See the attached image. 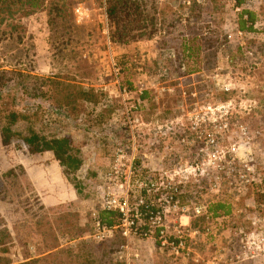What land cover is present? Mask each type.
Here are the masks:
<instances>
[{"label":"rangeland","instance_id":"obj_1","mask_svg":"<svg viewBox=\"0 0 264 264\" xmlns=\"http://www.w3.org/2000/svg\"><path fill=\"white\" fill-rule=\"evenodd\" d=\"M245 2L241 3L244 12L258 18L251 30H246L250 27L246 24L241 31L228 0H146L145 16L161 21L160 31L149 40L126 45L108 43L102 0H46L42 10L28 17L0 18V126L5 114L12 111L23 118L12 127L21 138L29 131L68 138L81 160L75 193L58 168L33 162L19 151V139L7 149L0 148V230L9 234L1 238V258L9 264H75L81 262L75 257L86 246L93 264H107L112 258L120 264H226L244 253L253 257L251 264H264V256L244 248L251 223L264 225L260 189L249 186V199L230 201L232 195L242 194L243 187L237 186V179L235 185L219 173V192L213 195L208 185L216 174L207 168L201 181L203 201H230L229 218L222 223L191 221L192 227L200 229V236L190 240L187 261L166 256L151 242H127L114 234L96 243L88 237L90 213L96 209L95 176L108 169L115 144L126 139L116 132L122 129L120 86L142 92V97L146 94L140 111L143 123L168 122L179 133L189 130L188 114H216L215 108L227 104L226 112L232 116L230 130L220 141V149L226 152L235 146L236 162L252 160L255 180L264 173V0ZM193 5L205 7L202 21L210 23V33L220 36L225 45L214 56L209 50L188 60V67L198 73L181 76L175 65L169 66L167 47L176 46L178 33L198 34L196 28L192 30V21L186 22L187 9ZM162 29L172 34L164 36ZM247 52L253 58H245ZM252 59H257L258 66L247 73L245 65ZM112 62L120 70L118 84ZM168 67L171 77L166 80L160 72ZM224 80L230 85L227 93L221 87ZM80 92L90 96L91 104ZM53 108L65 115L59 135L52 124L44 123V116L49 118ZM241 126L246 128L248 140L241 136ZM150 128L140 127L145 133ZM174 141L154 143L147 151L154 164L151 168L167 169L174 163L193 161L201 152L187 154ZM153 142L150 139L149 144ZM207 155L210 150L204 148L202 156ZM193 189L190 184L185 191ZM42 193L48 201L42 199ZM185 196L180 200L182 206L188 205ZM239 226H248V230L238 232ZM252 233L253 238H264V233Z\"/></svg>","mask_w":264,"mask_h":264},{"label":"built area","instance_id":"obj_2","mask_svg":"<svg viewBox=\"0 0 264 264\" xmlns=\"http://www.w3.org/2000/svg\"><path fill=\"white\" fill-rule=\"evenodd\" d=\"M104 1L102 0L101 9L103 13ZM237 1L228 0L232 12L238 15L236 23L247 20L243 6H239ZM238 35L241 33L238 32ZM245 55V58H251L253 53L247 52ZM257 66V59H252L246 63L245 70L251 73ZM112 71L118 84L120 70L114 62ZM163 71L164 69L161 72ZM221 87L225 93L230 91L226 80ZM118 91L123 113L122 129L116 132L126 139L115 144L108 169L95 176L96 209L90 213L91 232L88 237L93 242L103 243L112 238L117 230L120 237L127 242L134 239L151 242L166 256L187 261L191 256L190 240L197 236L190 223L193 219H201L207 215V203L203 201L201 189L204 168L216 174L208 185V192L217 195L221 181L219 173L227 180L231 178L235 185L234 181L237 179V186L247 188L254 183H260L259 178L254 179L256 167L250 159L242 163L236 162L235 146L226 152L219 147L220 141L230 130L229 121L232 116L226 112L227 104L215 108L216 114H188L189 130L179 133L168 122L143 123L140 116V111L145 107L142 92H133L121 86ZM61 119L65 120V115L51 109L49 118L48 114L44 116V123L52 124L59 135ZM143 126L151 128L145 133L140 129ZM239 130L244 140H248L246 128L241 126ZM169 138L175 139L174 143L180 145V149L187 154H192L197 149L201 152L193 161L174 163L167 169L151 168L154 164L151 163L147 151ZM150 139L154 141L151 144ZM204 148L210 150V155L206 158L202 156ZM190 184L194 185V189L186 192L185 189ZM185 195L188 196V205L182 206L180 200ZM102 213L115 216L117 226H106L100 217ZM250 231L245 236L247 241L244 248L263 257L264 238H253L252 232L263 234L264 225L252 222ZM243 256L228 259L226 264H239L244 259L253 258H247L246 253Z\"/></svg>","mask_w":264,"mask_h":264},{"label":"trees","instance_id":"obj_3","mask_svg":"<svg viewBox=\"0 0 264 264\" xmlns=\"http://www.w3.org/2000/svg\"><path fill=\"white\" fill-rule=\"evenodd\" d=\"M245 1L246 0H238L237 3L241 6V3H244ZM45 2L46 0H0V18L4 20H14L19 16L24 18L28 17L42 10ZM145 3L146 0L104 1L105 19L108 24L107 40L110 45H126L130 42L139 40H149L159 33V28H161L162 23L156 18H148L145 16ZM204 8L205 7H197L193 5L191 8L187 9L188 15L186 17V22L188 23V21L191 20V27H193L192 30L196 28L198 34L189 37L185 34L178 33L175 41L176 46L167 47L170 53L168 58L170 62L169 66L175 65V68L181 76H189L198 73V71L188 67V60H191L194 57H199L200 54L209 50L214 56L218 50L225 45L224 40L221 39L220 36L210 33V23H204L202 21V12L204 13ZM54 11L57 12V10ZM244 14L247 16V20H239V30L243 31L246 24L250 25L246 30H251V27L257 23L258 17L249 12H244ZM162 32L166 37L172 34L171 31L167 32L164 29H162ZM211 35L213 36L211 37ZM210 39H212L211 42L207 44V41ZM160 77L166 80L169 79L171 77L170 68H165L163 72H160ZM80 97L91 104L90 96L88 94L80 92ZM145 97L146 94L143 93V98ZM22 119V116L12 111L5 114L3 118V126H0V148L7 149L19 139L18 142L21 144L18 148L19 151L31 156L33 162H44L50 166L58 168L61 171L63 179L69 183L71 188L77 193L79 188H76L77 182L75 180V175L80 169L81 160L79 154L72 148L70 140L68 138L59 139L47 134L34 133L33 131H29L25 138H21L20 135L13 132L12 127ZM1 124L2 123L0 122V125ZM259 181L260 183L253 184L252 186L260 189L263 195L262 198L264 199V173L260 175ZM250 187L243 188L242 194L232 195L230 201L249 199L250 196L248 192ZM42 199L45 202L48 201V197L44 193H42ZM228 202H209L207 204V215L204 218H201V220L213 223H222L223 221L228 220L230 213L229 206L231 205ZM100 217L106 226H117L115 216L108 213H102ZM191 229L197 232L195 239L199 238L200 229L195 228L194 226H191ZM239 230L246 231L248 230V226H239L236 228V231ZM114 234L118 235L120 238L117 230ZM3 237L7 238L9 237V234L7 231L0 230V246ZM1 251L3 250H0V253H3ZM79 251L80 254L76 255L75 260H80L81 262L75 264H93V262L89 260L90 251L86 246L80 248ZM107 261V264H120L119 262L114 261L113 258L111 260L108 259ZM0 264L9 263H7V260L0 257ZM23 264H38V262L28 261Z\"/></svg>","mask_w":264,"mask_h":264},{"label":"crops","instance_id":"obj_4","mask_svg":"<svg viewBox=\"0 0 264 264\" xmlns=\"http://www.w3.org/2000/svg\"><path fill=\"white\" fill-rule=\"evenodd\" d=\"M231 22V21H230ZM91 160H93V161H91ZM88 162V161H87ZM89 162H92V163H94L95 162V160H94V158L92 159V158H89ZM244 232L245 230H239L238 232ZM247 231V230H246ZM251 260H249V259H244L241 263H239V264H251V262H250ZM255 262L253 261V264H254ZM207 264H209V263H207ZM217 264V263H216Z\"/></svg>","mask_w":264,"mask_h":264}]
</instances>
